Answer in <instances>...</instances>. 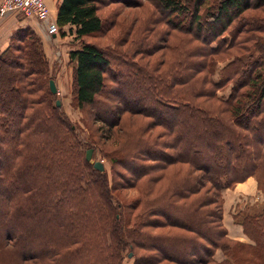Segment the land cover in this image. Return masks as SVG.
<instances>
[{
    "label": "trees",
    "instance_id": "16d2710c",
    "mask_svg": "<svg viewBox=\"0 0 264 264\" xmlns=\"http://www.w3.org/2000/svg\"><path fill=\"white\" fill-rule=\"evenodd\" d=\"M116 1L63 0L57 24L81 41L70 52L74 101L104 123L103 138L123 144L117 150L102 146L88 120L83 140L57 106L35 31L18 29L0 52V264H124L130 253L134 264H262L264 203L235 215L252 243L236 241L224 191L253 177L264 195V0H151L153 24L169 27L160 31L163 71L86 42L113 24L101 9ZM127 116L149 120L151 135L120 131ZM92 145L123 184L87 161ZM124 186L139 188V199L123 201ZM166 226L185 232H153Z\"/></svg>",
    "mask_w": 264,
    "mask_h": 264
},
{
    "label": "rangeland",
    "instance_id": "374dc122",
    "mask_svg": "<svg viewBox=\"0 0 264 264\" xmlns=\"http://www.w3.org/2000/svg\"><path fill=\"white\" fill-rule=\"evenodd\" d=\"M133 2V5H129L123 0H117L116 2H114V4L106 3L105 5H103L101 13L106 16V21L112 20L113 24L106 25L104 28L105 30L102 33L85 37V40L87 43L97 45L100 48L112 49L114 51H129L131 55L127 57L128 61L144 65L146 68H150L153 71H163L167 68L166 61L169 62V49L167 47L168 38L162 39L163 37L160 36V31H169V27H167L163 23V21H156V23L153 24V18L158 15L159 8H156L151 0H133ZM255 13L262 14L261 11H255ZM150 29H153V32L149 31ZM73 31L74 30L71 31L70 27H65V29H63L62 32L59 33L60 39L63 40L60 45H58L59 47H57V45H54L53 43L51 44L52 47L45 46V52L51 70V80L55 81L58 88V94L55 95V99L56 101H61L62 110H64L69 119L77 127H79V133L81 134L83 140H87L89 136L88 130L84 125L85 121L88 120L92 123L96 139L100 141L102 146L107 151L117 150L121 148L123 144L119 143L120 145H115V143L118 142L115 139L109 140L111 136L108 138H103L101 134H99L100 130L98 129H101L102 127L105 128L104 123L98 121L93 122V114H88L85 110L80 109L74 101V65L70 63V52L72 50L81 48V41L75 39ZM63 33H65V36H63ZM39 37L43 40L40 35ZM172 39L173 37L169 38L170 41ZM145 43H148V45L146 46L151 47V53H148L147 49L144 48ZM226 63V61L217 62L216 72L214 74L215 80L218 81L219 72L226 65ZM230 86L231 84L228 86L229 88H225L224 90L219 91L220 96L227 97L230 93ZM87 108H89L90 110V107ZM93 110L94 108H92V111ZM127 120L130 121L129 127L118 128L120 131L126 133V135L130 130H137L141 135L143 134L145 137H149L151 135L148 131L146 132L142 126L143 124L147 123V121H149L146 118L140 116H127ZM131 122H135L136 125H130ZM155 130H160V128H155ZM99 147L92 145L89 146V148L85 149L86 152L90 149L94 150L91 163L101 161L105 166L110 182L113 183L116 181L120 184H123L122 182H124V180L117 176L116 173L114 174L113 165L111 164L109 159L104 157ZM182 168V165L174 166L173 168H171L170 172L173 171V173L176 174ZM117 170L120 174H125L127 176L129 175L127 170H124L122 168H117ZM251 178L255 183V190L253 194H244L243 192L237 190L240 184L247 182L250 178L243 183L237 184L231 189H227L231 190L232 192H226L227 190L224 191V224L227 229L228 227H230V230H232L234 225H239L235 222L234 217L235 215L239 214L240 211H245L249 207L264 203V195L258 187L257 180L253 177ZM124 187L125 188H121L116 191L118 196H120L123 201H125L126 203H134L139 199V188L134 186ZM236 195V200L234 201L232 206L229 207L228 204H230V200L234 199ZM226 205L227 208L225 210ZM127 213L130 214L129 211ZM153 232L156 234H169L184 233L185 231L178 228L166 226L161 229H154ZM228 236L229 238L233 239L231 237L232 235L230 236L229 233ZM233 240L245 242L248 244L252 243V241L249 240L245 236V234L243 235L242 240ZM224 258L225 257L223 252L218 251L216 259L221 262L224 260ZM124 264H134L133 257H126ZM262 264H264V261Z\"/></svg>",
    "mask_w": 264,
    "mask_h": 264
},
{
    "label": "crops",
    "instance_id": "0c3cea01",
    "mask_svg": "<svg viewBox=\"0 0 264 264\" xmlns=\"http://www.w3.org/2000/svg\"><path fill=\"white\" fill-rule=\"evenodd\" d=\"M63 0H45V2L48 4V6L51 9V14L53 20L57 21V15H58V8ZM18 29H31L35 31L38 35H40L45 43V46H51L52 43L54 45H60V43L63 41L60 39L59 35H49L46 29V25L43 23H40L36 20H31L25 18L23 15L20 14H11L6 17H0V52H3L6 50L9 46L11 37L15 31ZM49 56V54H48ZM252 178H250L247 182L240 184L237 190L240 192H243L244 194H253L255 190V185ZM226 192H232L231 190H227ZM225 192V193H226ZM237 195L234 197V199L230 200L229 207L232 206L234 201L236 200ZM239 198V197H238ZM227 208V205L225 207V210ZM228 227L229 234L233 239L242 240L244 232L243 228L240 225H234L233 229Z\"/></svg>",
    "mask_w": 264,
    "mask_h": 264
},
{
    "label": "built area",
    "instance_id": "2783aa9c",
    "mask_svg": "<svg viewBox=\"0 0 264 264\" xmlns=\"http://www.w3.org/2000/svg\"><path fill=\"white\" fill-rule=\"evenodd\" d=\"M20 14L46 25L49 35H59L60 29L53 20L51 9L45 0H0V17Z\"/></svg>",
    "mask_w": 264,
    "mask_h": 264
},
{
    "label": "water",
    "instance_id": "95a60500",
    "mask_svg": "<svg viewBox=\"0 0 264 264\" xmlns=\"http://www.w3.org/2000/svg\"><path fill=\"white\" fill-rule=\"evenodd\" d=\"M50 88H51V91H52V93L54 95L58 94V88H57L56 83H55L54 80L50 81ZM57 106L58 107L61 106V101H59V100L57 101ZM93 151H94L93 149H90V150L87 151V161H89V162H92ZM93 164H94V168L96 170H98L99 172L104 173L106 171L105 166H104V164L101 161H96ZM129 257L132 258L133 254L130 253Z\"/></svg>",
    "mask_w": 264,
    "mask_h": 264
}]
</instances>
